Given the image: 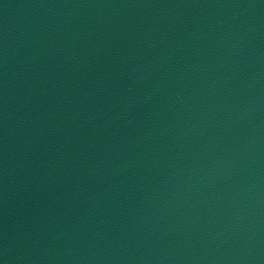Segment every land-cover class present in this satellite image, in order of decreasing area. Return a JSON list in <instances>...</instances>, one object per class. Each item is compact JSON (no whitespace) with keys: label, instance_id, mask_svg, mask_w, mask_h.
Returning <instances> with one entry per match:
<instances>
[{"label":"water","instance_id":"water-1","mask_svg":"<svg viewBox=\"0 0 264 264\" xmlns=\"http://www.w3.org/2000/svg\"><path fill=\"white\" fill-rule=\"evenodd\" d=\"M0 264H264V0H0Z\"/></svg>","mask_w":264,"mask_h":264}]
</instances>
